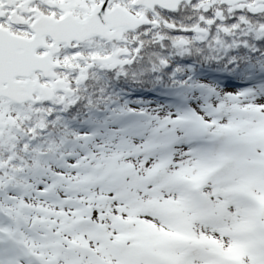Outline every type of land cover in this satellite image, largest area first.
<instances>
[{"label":"snow or ice","instance_id":"6c2138e0","mask_svg":"<svg viewBox=\"0 0 264 264\" xmlns=\"http://www.w3.org/2000/svg\"><path fill=\"white\" fill-rule=\"evenodd\" d=\"M180 3L217 37L264 38V0H0V264H264V91L213 90L86 151L56 119L98 70L128 76L141 37L199 36L162 15Z\"/></svg>","mask_w":264,"mask_h":264},{"label":"trees","instance_id":"16d2710c","mask_svg":"<svg viewBox=\"0 0 264 264\" xmlns=\"http://www.w3.org/2000/svg\"><path fill=\"white\" fill-rule=\"evenodd\" d=\"M217 7H220L219 5ZM203 13L195 10L194 6L183 3L179 11L170 14L169 22H175L180 28L200 27L202 33L197 36L195 33H183L163 31L166 37L163 41H154L152 36L141 37L144 39L145 50L141 53L131 69L129 75L124 76L119 71L109 70L106 77L95 81L89 79L82 91L80 101L67 109L60 108L61 117L56 112V119L76 134L84 133L86 130L70 128L67 122L72 120H83L91 117L94 111L102 110L109 106L111 112L124 110L123 113L130 114L126 110L130 107H138L141 110L142 118L126 122L105 132L101 140L89 139L85 148H81L79 142L73 140L68 145L69 150L93 149L96 143H103L111 140L113 144L119 143L121 139L134 138L132 133L140 129L154 126L153 111L148 109L152 104L158 107H165L177 114L187 113V110L163 102L156 95L173 96L181 100H189L196 97L199 89L206 87L219 88L220 85L230 84L243 87L244 81L257 80L264 76V38L248 37L240 31L232 29V35L226 36L222 32L217 37L216 29H204L198 17ZM251 20V18H249ZM256 23V21H252ZM223 27H231L224 24ZM153 29L152 32H156ZM217 38L222 43H217ZM183 40L184 43L178 47L175 41ZM238 59L241 61L240 72L226 69V58ZM160 59H166V65H160ZM220 83L217 85L215 83ZM209 84L203 86L205 84ZM246 83L244 91L261 90L264 87ZM199 88V89H198ZM106 94V95H103ZM128 94L124 99L123 95ZM111 97V103L101 107L99 101ZM115 105V106H114ZM95 138L94 134H89ZM88 136V135H87ZM104 137V138H103ZM135 139V138H134ZM92 140V141H90Z\"/></svg>","mask_w":264,"mask_h":264},{"label":"rangeland","instance_id":"374dc122","mask_svg":"<svg viewBox=\"0 0 264 264\" xmlns=\"http://www.w3.org/2000/svg\"><path fill=\"white\" fill-rule=\"evenodd\" d=\"M237 6L239 7L240 5H237ZM130 38L137 39V36L135 35V37L132 36ZM253 81H257L256 82L257 85H260V86L264 87V76H260L259 78H257V80L256 79L255 80H247V81L242 82L243 83V87L242 86L239 87V85H230V84L229 85L228 84L224 85V84H222V85H220L219 88H214V87H212V88L206 87L205 89L204 88L203 89H199L198 88L199 90L197 92L196 97H193L192 99L186 100V101H179V100H177L175 98H170V97H173V96H170L168 98H163V99L166 100V101H170L173 104H178L180 106H183L184 108L187 109V112H189L191 109L203 107L204 105H206L209 102L217 103V96L214 94L213 90H217L218 89L219 92L224 93V94H228V93H231L233 91H237L236 94H238L239 91H242V90L244 91L243 88H244V86L246 87V83L253 82ZM215 83L217 85L220 84V83H217L216 81H215ZM206 85H209V84L207 83V84H205L203 86H206ZM166 96H168V95H166ZM248 106H250V105H248ZM131 109H132V111H131L132 114L125 115L127 118L126 117L123 118L124 116L120 117V120H121L120 124L123 123L124 121L131 122V121H134L135 119H141L142 118V114H141L142 112H141V110L138 107L134 106ZM148 109H150L151 111H153L154 114H157V115L160 114L161 112L175 113V112H173V111H171L169 109H166L165 107H158V106H156L154 104L150 105L148 107ZM175 114H177V113H175ZM109 121H111V120H109ZM110 123H111V126L118 125L117 121H113V122H110ZM87 135H88V137L90 139L101 140L100 139L101 137H95L94 138V137H92V135L91 136L89 134H87ZM90 141H92V140H90Z\"/></svg>","mask_w":264,"mask_h":264},{"label":"flooded vegetation","instance_id":"af4514ba","mask_svg":"<svg viewBox=\"0 0 264 264\" xmlns=\"http://www.w3.org/2000/svg\"><path fill=\"white\" fill-rule=\"evenodd\" d=\"M183 3H181L179 5V7L182 5ZM172 12H169V11H165V10H162V15L165 16L166 18L170 19V14ZM134 36L135 37V34H130V37ZM131 40L135 41L136 39L135 38H130ZM109 70L105 71V70H98L95 74V77H93V79L95 81H99L100 79L106 77V74ZM58 111V110H57Z\"/></svg>","mask_w":264,"mask_h":264},{"label":"water","instance_id":"95a60500","mask_svg":"<svg viewBox=\"0 0 264 264\" xmlns=\"http://www.w3.org/2000/svg\"><path fill=\"white\" fill-rule=\"evenodd\" d=\"M181 4V3H180ZM165 11H169V12H176V11H172V10H165Z\"/></svg>","mask_w":264,"mask_h":264}]
</instances>
